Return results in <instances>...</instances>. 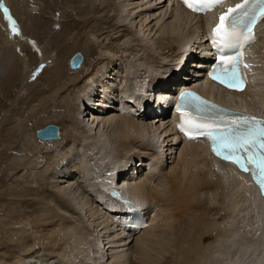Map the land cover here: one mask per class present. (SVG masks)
Segmentation results:
<instances>
[{"label": "bare ground", "instance_id": "1", "mask_svg": "<svg viewBox=\"0 0 264 264\" xmlns=\"http://www.w3.org/2000/svg\"><path fill=\"white\" fill-rule=\"evenodd\" d=\"M166 2V0H82V4L78 3L79 5L81 4L78 10V18H70L69 16L67 18L68 20L65 21V27L76 28L78 25L82 24L85 25L86 28V24L93 22V25H95L94 23L99 19L101 20L98 22H101L103 19L106 21V17L111 18L108 17L111 12H107L108 10L105 11L106 8L104 7H113L111 23L106 21V24L113 27L114 31L119 34L117 37L118 40L114 38L116 40V42H113L114 48L115 50H119L122 55L128 54L127 56L125 55L126 59L118 58L110 61L106 59L100 68L97 67L98 69H95L87 75V81L93 80L94 83L90 88L88 96L86 98L82 97V100L77 99V97L70 98L73 91L70 90L71 92H67L61 87L62 79L60 80V77L66 74L65 64L68 66L69 59L71 58L69 57V53L73 52L75 49L72 50V48L66 46L62 47L63 49L60 47L67 53L66 57H63V59H67V62H65V66H61L60 64L65 60L61 63H58L57 60L54 61L51 65L52 67H49L50 69L47 71L49 77L51 76V83L45 85V88H41L46 91L48 88L53 89L52 85H54V98H60V101L70 98L71 105L68 107L65 119L67 121V127L72 130H70V136L74 138L72 139L71 137L70 139L73 140V143L70 139H66L68 129L60 133L59 128L58 140L55 139L46 142L39 141L35 137V131L49 123L45 121L41 125L36 123L31 126V135L28 139L30 137L33 139H31L29 146H25L28 143L26 142V135L24 136L23 134L26 130L24 129L25 126L23 127L20 124V129L16 128L13 132H9L12 133L13 136L15 135L14 137H17V139L13 138V136L9 134V138L14 139V142L15 140L17 142L20 140L23 141L21 144L17 143L19 147H22L18 149L19 151L28 148L26 150L34 149L38 151V153H40V151L44 153L41 159L34 157V154L30 157L21 155V158H15L17 163H14V165L12 164V169L20 168L19 172L14 171L15 175L20 174L22 170L24 172V174L19 175L18 178L13 177L16 183L18 182L17 184L20 182L21 185H24L21 186L22 188L18 191L28 190L27 188L29 187L25 185H27L26 181L31 177L32 181H36L37 177H39L38 183L36 184L38 187H43H35L34 190L37 191L36 195L30 198L35 201L36 206L43 212V216L33 221L31 228L36 232H41V228L46 224L47 227H54V232H60L57 230L58 226L54 225L55 222L52 224V220L56 218L58 214L54 213L51 206L46 203L48 200L55 201L59 209L69 211L74 216L78 217L84 209L87 213L90 212L89 215L91 217L98 212L106 222L108 220L112 222L118 235L123 236L125 239L136 238L135 240L132 239V247L133 252L135 251L134 254L136 255V259L133 262L129 260V258L125 259L122 256V250L124 248L122 246L124 244L121 240L115 238L108 240L107 236L104 238L101 237L103 239L102 242H105L103 248H106V252L111 250L109 245L115 246L113 249H118L111 251V255L107 256L108 259L104 261L103 255L101 256L92 249L89 250V254L81 255L80 250L76 252L75 248L77 247L80 248L81 251H84L82 246H68V240H61L62 242L58 246L53 245L55 240L49 237V244L45 246L51 248L46 255L56 256L59 259L57 260L55 258L54 260H57L56 262L48 259L40 263L32 260L28 262L29 259L26 262L27 264H117V262L121 260H126L127 264H264V207L246 175L240 173L232 165L221 162L210 156L198 141L194 143H181L175 140L172 132V125L175 123V118L171 117L166 109H164L166 111L164 118L154 115L158 112H164V106L159 105L157 98L165 101L166 98L169 97L167 94H172L176 87H198L201 88V92L206 97L216 99L223 104H234L239 102V99L245 108L254 111L263 110L264 24L260 29L259 43L252 49L258 57V67L256 69L254 68L253 71L256 76L259 77V86L255 88L253 92L246 91L242 94L220 93L214 91L209 83L203 85L202 78H188V70L192 67L193 74L200 72L197 70V68L201 67L200 64L196 63V65H191L192 62L197 60L195 57V50L192 49H195V40L200 37L207 22L210 20V16L194 17L179 8L173 0H170V2H173L171 4H169L170 2L166 4ZM9 3V5L7 3L5 5L4 0H0V33L4 30L7 35L4 43L16 47L19 44L18 40L21 38L25 23L22 22V20L19 22L20 25L17 23V15L19 13L16 14V12L19 9L15 5V0L9 1ZM101 3L104 5L101 6ZM5 8L8 10V18L5 17L3 10ZM111 9L112 8H109V10ZM145 10V14L141 13ZM103 12L105 13L104 15L97 16V14ZM11 16L15 18V21L13 20L16 22L14 27L18 31V34L13 33V21H11V24L9 22ZM27 18L29 19V17ZM95 26L98 29L100 28L99 23ZM132 27L133 30L129 29ZM88 29L89 28L84 32V34H86L85 39H83L80 44L77 42V45L79 46V50L82 49V51H87L88 56H90V47L92 46L96 51L98 47L95 46L94 43L87 44L88 41L93 42L91 39H86L88 38L87 35H89L90 38L93 37V32L90 33L89 31V34H87ZM40 30L41 29H39V31ZM12 34L14 35L13 38L11 37ZM67 40H70V37H68ZM95 40L94 42L98 41ZM191 41H194V43L189 48L187 45L189 42L191 43ZM113 43H111V45H113ZM1 47L3 48V46ZM114 48L112 49L114 50ZM105 49H107L108 52L110 48L108 46L104 47V44L99 46L98 51L102 58L105 56ZM113 50L112 52H114ZM4 51H6V49ZM140 52L143 54L142 58L138 56ZM171 52L172 54H170ZM0 53V55L3 54V52ZM85 58H83L81 66L76 70H72L68 66L69 72L73 76H76L79 71L88 67L89 62L87 58ZM166 59L174 60L173 66L170 67ZM30 60L33 62L35 59ZM48 60L50 61L51 58ZM118 60L124 63L128 62L124 73L117 74L115 72L117 68L120 69L117 65ZM182 60L183 65L180 67L179 63ZM20 65L25 69L30 66L25 59L20 62ZM97 65L98 64H96V66ZM145 65H148L149 69H153L154 71L147 70ZM113 72L117 74L115 78L113 77ZM151 72L154 75L150 77ZM158 72H160L162 76H157L156 73ZM26 73L23 74L22 78L25 77L24 75ZM10 78L13 77L10 76ZM58 78L59 83H56ZM12 81L15 82L14 80ZM118 81L122 82V85H118V87H120L117 91H119V94L123 95V97L121 96V98H119V105L116 103L114 104V102L110 104L112 100L110 94ZM66 85H68V83ZM164 85L167 87L164 88ZM94 87H96V89H93ZM42 93L43 92H39L36 97L40 98ZM95 96L97 97L95 98ZM32 97L34 98V96ZM32 97L30 98L32 99ZM80 100L82 104L78 106L79 109H74L78 101L79 104L81 103ZM104 102L109 104L102 108V105H104L102 103ZM130 102L142 104V108L149 110L148 112L141 113L137 111L139 105L132 108ZM59 103L61 104V102ZM60 107L62 106L60 105ZM52 109L53 108H51V110ZM84 109H86L85 112H83ZM109 110L111 111L109 112ZM75 111L79 119L75 116ZM118 112L122 115H116ZM15 117H12L13 121L16 120L17 117ZM19 120L17 122H20ZM17 122H15V125L18 124ZM158 123L159 125L157 126L156 124ZM162 125L166 126L163 127ZM161 126L164 130L166 128L164 134L168 132V135H165L164 139H166L169 145L164 144L165 147L168 146L167 150H164L167 152L171 151L178 145L185 147V150L180 148L179 152L182 154L178 155L176 158L177 160H175L176 163L174 164L173 161V165L171 164L169 170L165 173L161 172L160 166L152 162L153 158L155 159V157H158V162L163 163V159L160 157V154L162 155L161 150L152 152L153 156H149V153H144L145 150L153 151L149 146H154L152 145V141H156L155 133L161 134L162 130H159ZM75 129L80 132V136L73 134ZM26 132L28 131L26 130ZM75 138H77V142L74 140ZM34 139L36 144L34 143ZM108 139H110V142H115V144H109ZM156 145L154 147H156ZM88 146L96 149L97 152L95 151V155L87 152ZM160 147H162V145ZM133 148H137L136 150L139 149L141 152L136 155L131 154V149ZM116 151L120 153L118 154ZM172 154L171 152L169 153L170 157ZM174 155L173 157H175ZM39 163H44L45 165L50 164L51 167H44V164L39 166ZM149 164L150 166L146 167V165ZM53 165L54 167L63 165L61 169H65V172L62 170L59 171V169L54 168ZM43 167L46 168L49 174L46 175V171H42ZM143 167L146 169L142 171L141 168ZM38 168L39 172L36 173ZM189 168L194 171L189 170ZM60 172L63 176L59 175ZM132 172L133 175L129 174ZM34 173L35 175H33ZM55 174L56 176L59 175L60 178L70 177L72 181L68 182L69 184L65 186L63 182L61 183V179L59 181L56 180V176H53ZM144 174H146V176ZM161 179L163 180L159 183ZM123 180L129 181V187H123ZM58 182L63 185H56L55 183L58 184ZM16 183H14V185ZM11 185H9V190H4L6 194H15L18 192L13 189V187L11 188ZM80 188L83 190V193ZM113 188L118 189L125 198L130 199L134 204L143 208V212L148 220L147 226L133 236L127 234L122 226V222L125 219V215L121 213L123 212V205L108 196V191ZM202 192L207 195H212L207 196V198H205L206 200H204L200 195ZM76 193H78V195H76ZM83 194L90 198V200H95L100 209H97ZM215 197L218 199L217 203L220 207L218 206L216 208L215 206H210V203L215 200ZM146 199L155 201L159 210L163 211L162 214L156 215L154 212L150 214V208L146 204ZM33 209L35 210L37 208L34 207ZM34 213L36 212H33V214ZM220 213H225L226 215L221 221L217 218ZM189 215L190 217H188ZM64 218V216H61L59 220H65ZM233 220L235 221L233 222ZM173 227H176L175 230ZM208 232H212L209 233V235H212V238L209 241L203 240ZM49 235L50 234L47 236ZM91 235H93V233H91ZM28 239L31 243L34 242L33 245L36 244L35 242L40 241L34 236L28 237ZM41 242L44 245L43 241ZM17 244L19 245V243ZM167 244H173L174 250L171 251L167 249ZM5 254H7V252L4 253L3 251L0 253V261L5 258ZM157 255H162L163 259L160 260ZM167 256H169V258ZM11 261L13 262L14 258ZM12 264H16V262Z\"/></svg>", "mask_w": 264, "mask_h": 264}, {"label": "rangeland", "instance_id": "2", "mask_svg": "<svg viewBox=\"0 0 264 264\" xmlns=\"http://www.w3.org/2000/svg\"><path fill=\"white\" fill-rule=\"evenodd\" d=\"M9 1L11 2L13 0H4L5 5H6V3L9 5L10 4ZM86 1H89V0H86ZM12 3H14V2H12ZM78 3L82 4V0H77V1L76 0H15V5L19 9L16 12V14L19 13L17 15V23L19 24V22L21 20H22V22L25 23L24 29L22 30L23 32L21 31L22 32L21 38L18 40L19 44L16 47L15 46L13 47V45H7L6 43H4L6 41V38H7L6 37L7 36L6 32H4V30H3L0 33L1 34L0 36H3L5 38L4 39L3 37H0V52H3V54L0 55V105L4 104L3 106L2 105L0 106V197L2 198V199L0 198V253H2L3 251H4V253L7 252V254L4 255L5 258H3L0 261V264H12V263H15V262H16V264H27L26 262L29 259L30 260L28 262H30L32 260V261L40 263V262H43V261L48 260V259L49 260H53V261L56 262L59 259L58 257L52 256V255H46V254H48L49 249L51 248V247L48 248L47 246H45L46 244L47 245L49 244V239H48L49 237H52L55 240L53 242V245H57L58 246V245L61 244V242L63 240H68L69 241L68 246H71V245H80V246H82V249L84 251H81L80 248H77V247L75 248L76 252H77V250H80L81 255L89 254V250L92 249L94 252L100 254L101 256L103 255V260L104 261L106 259H108L107 256L111 255V251H115V250H118V249H113L115 246L109 245L111 250H108L106 252L105 251L106 248L105 247L103 248V244L105 242H102L103 239L101 237L104 238L105 236H107L108 240L115 238L117 240H121L123 242V244H124L122 246V247H124L123 250H122L123 251L122 256L125 259L129 258V260H131L132 262L136 259V255L134 254L135 251L133 252V247H132L133 240H135L136 238L135 237L132 238L133 240L132 239H125L123 236L118 235L117 231L114 229V226H113L112 222H110L109 220L106 222L98 212H96L91 217L89 215L90 212L87 213V211L84 209V211H82L81 215L78 217V216H74L69 211H64L62 209H59V206L56 204L55 201L48 200L46 203L51 206V208L53 209L54 213L58 214L56 216V218H54L52 220L53 221L52 224L55 222L54 225L58 226L57 230H59L60 232H58V233L54 232L53 231L54 227H47L46 224H45L46 226L43 225V227L41 228V232H36L34 229L31 228V226H32L34 220L39 219L41 216H43V212H41V209L38 206H36L35 201L31 200L30 198L35 197V195H36L37 191L34 190L35 187L43 188L42 186L38 187L37 184H36V183H38L37 181L39 180V177H37L36 181L35 180L32 181V179H31L32 177L28 181H26L27 185H25V186L29 187V188L26 187L28 189L26 191H23V190L22 191H18L19 189L22 188L21 186H24V185L23 184L21 185L20 182H19V184H17L18 182L16 183V181L13 178V177L18 178L19 175H23L24 174V172L22 170V172L20 174L15 175V172H19L20 171V168L19 169H15V168L12 169L13 168L12 166L14 165V163H17L15 158H21V155H24V156L26 155L27 157H30L32 154H34V157L41 159V157L43 158L44 153L41 152V151H40V153H38V151H36L34 149L26 150L28 148L23 149L24 151L23 150L19 151L18 149H21L22 147L21 146L19 147L18 144H21V142H23V141L20 140V141L17 142L15 140V142H16L15 143L14 139L9 138L10 137L9 134L12 135V133H9V132H13L16 128L20 129V124L23 127L25 126L24 129H26L28 131V132H26V130L24 131L26 134L23 132L24 136L26 135L25 136L26 140H27L26 142H28L25 146H29L31 139H33L31 137L28 139V137L31 135L30 134L31 133V131H30L31 126H33L36 123L41 125L45 121L46 123L49 122L48 124H52V125L57 126L59 128V130H60V133L64 132L65 130L68 129V133H67V138L66 139H70L72 137V136H70L72 130H71V128L69 129L67 127V121L65 119L68 107H69V105H71V102H70L69 99L73 98V97H77V99H81L82 97L86 98L88 96L90 88L92 87V85L94 83H93V80L89 81V82L87 81L88 80L87 75H88V73L93 72L95 69L100 68L104 64L106 59H108L109 61L113 60V59H118V58L125 60L126 59L125 57L128 55V54L127 55L125 54L126 56L124 54L122 55V53L119 52V50H115V48H114V43L113 42H116V40H118L117 37H118L119 34H117L114 31L113 27H111L108 24H106V21L108 23L109 22L111 23V20H112V17H113V15H111V14H113V7H111V6L104 7V8H106V10L104 9L105 11L108 10L107 12H111V13H109V16H108V17H111V18H107L106 17L105 18L106 21L103 19L104 22H103V20L101 22H98V21L101 20V19H99L98 21H96V23H94L95 25L97 23H99V25H100L99 29L96 28L95 25H93V22L86 24V28H85V25H82V24L78 25L76 28H66L65 27V23H66L65 21L68 20L67 18L69 16H70V18H78V16H79L78 15V10H79V6H81V4L79 5ZM102 5H104V4L101 3V6ZM99 8H100V6H99ZM109 8H112V9L109 10ZM145 12H146V10L141 12V13L145 14ZM104 14L105 13L103 12V13L97 14V16H102ZM27 17H29V19ZM10 19H11V21H13L15 18L13 16H11ZM14 21L12 23L13 27L16 25V22H14ZM26 25H27L28 30L26 28ZM110 27H111V29H110ZM87 28H89L88 31H87V34H89V31H90V33L93 32V37L91 36L92 38H90L89 35H87L88 38H86V39H89V40L91 39V41H93V42L88 41L87 44H93L94 43L95 46L98 47V49L96 51L90 45L91 46L90 47L91 48V54L89 53L90 56H88V52L87 51H82V49L79 50V46L77 45V42H79V44H80L83 41V39H85V35L86 34H84V32H85V30ZM39 29H41V30L39 31ZM129 29L133 30V27L129 28ZM60 32H61V34H60ZM79 35H81V36H79ZM11 37L13 38L14 35L12 34ZM68 37H70V40H67ZM79 37H80V39H79ZM22 38H24V39H22ZM21 40L24 41V42H22ZM59 40H61V41H59ZM94 40L95 41L98 40V41L94 42ZM22 43L23 44L25 43V44L23 45ZM111 43H113V45H111ZM193 43H194V41L191 42V44H193ZM1 44H3V45H1ZM101 44H104V47L108 46L110 48L109 49L110 51L108 50V52H107V49H105L106 52H105L104 58H102L99 55V51H98L99 50V46H101ZM58 45H60V46H58ZM1 46H3V48ZM65 46L68 47V48H72V50L75 49L73 52L69 53V57H71L76 52H80L82 54V56L85 53L83 58L86 57L87 61L89 62L88 67H86L82 71H79L76 76H73L69 72L70 70L68 69L67 64H65V62H67V59L66 60L63 59V57H66V54H67V53H65L66 51L62 50L63 49L62 47H65ZM11 47H13L14 49L16 48V49L14 50ZM187 47L190 48L191 45L189 44ZM4 48L6 49V51H4L5 50ZM112 48H114V50ZM112 50L115 53L112 52ZM192 50H194V49H192ZM116 51L118 52V54H117ZM115 54H117V55H115ZM170 54H172V52ZM111 56H113V57H111ZM138 56H139V58H142L143 54L140 52L138 54ZM47 58L48 59L51 58V60L49 61ZM24 59L28 62V64L31 67L29 66V68L25 69L22 65H20V62L22 60H24ZM30 59H35V60L32 62ZM56 60L58 61V63L59 62L61 63V62H63L65 60L60 65L61 66H65L66 65V67H65L66 74L63 75V77H60V80L62 79L61 80V87H63L65 89V91H67V92L73 91L71 93L72 96L69 99H65V100L63 99V101H60V98H57V97L54 98V96H53L54 92H55V90H54L55 86L54 85H52L53 89H49L48 88V90H46V91H45V89L41 88V87L45 88V85H48V84L51 83V76L49 77V75L47 74V71H48V69H50L52 67L51 65ZM166 60L169 62L168 65H170V67L173 66L174 60H171V59L170 60L166 59ZM95 63L98 64V65L96 66ZM117 63H118L117 65H118V67L120 69L117 68L115 72L117 74H120L122 72L124 73L126 65H127L128 62L127 63L125 62L126 63L125 64L124 62H120L118 60ZM17 64H18V66H17ZM141 64H143V63H141ZM195 64H196V61L191 63V65H195ZM179 65H180V67L183 65V60L179 63ZM145 67L149 71L153 70V69L150 70L148 65L147 66L145 65ZM176 67H174V68H176ZM188 71L189 72L193 71V67L191 69H189ZM19 72H20V74H19ZM24 73H26L27 75L25 74L24 75L25 77L22 78ZM113 74H114V72H113ZM117 74H114L113 77L115 78ZM156 74H157V76L158 75L162 76V74L160 72H158ZM152 75H154V74L151 72L150 73V77ZM10 76L13 77V78H10ZM17 77H18V79H17ZM12 80H14L16 83L13 82ZM22 80H23V82H22ZM27 80H29V81H27ZM75 81H77V82H75ZM87 82H88V85H87ZM56 83H59V78H58V81ZM67 83H68V85H66ZM71 85H73V86H71ZM118 85H122V82L118 81V83L114 87V90H112V93L110 94V96L112 98L110 104H112V102H114V104L116 103L117 105H119V101H120L119 98H121V96L123 97V95H120L119 91H117V89L120 87V86L118 87ZM70 87H71V89H70ZM93 89H96V87H94ZM21 90H23V91H21ZM4 91H7V92H4ZM36 92H37V94H36ZM39 92L40 93L43 92L42 96H41L42 99H41V97L40 98L36 97L39 94ZM5 96H6V98H5ZM32 96H34L35 99ZM58 96H59V94H58ZM30 97H32V99ZM46 97H49V98H46ZM96 97L97 96H95V98ZM81 100H80V102H81L80 104H79V101L77 102V104H75L76 108H74V109H77V110L79 109L78 106H80L82 104ZM57 101L61 102V104L59 102H57ZM59 104L62 107H60ZM102 104H104V105H102V108H103L105 105H107L109 103L104 102ZM66 105H67V107H66ZM29 107H31V108H29ZM50 107L53 108V109L51 110ZM54 107H56V108H54ZM18 109H19V111H18ZM85 110L86 109H84L83 112H85ZM81 111H79V112H81ZM110 111L111 110H109V112ZM76 113L77 112L75 111V116H76ZM119 114H121V113L118 112L116 115H119ZM12 117L13 118L15 117L16 120L13 121ZM77 118L79 119V116ZM89 119H90V117H89ZM18 120L20 122H17ZM15 122H17L18 124L15 125ZM48 124H46V125H48ZM46 125H43V127L46 126ZM156 125L158 126L159 123L156 124ZM162 126L159 129L160 131L162 130L161 134L160 133L159 134L155 133L156 141L153 140L152 141L153 144L151 142V144L154 145V146L156 144L157 145L159 144L158 147H157V145H156V147L149 146V147L152 148L153 151L145 150L144 153H149V156L150 155L153 156L152 152H154L156 150H161L162 155L160 154V157H161V159H163L162 160L163 163L162 162L161 163L158 162V159H159L158 157L157 158L155 157V159L153 158L152 162H154L155 165L160 166L161 167V172L165 173L166 171L169 170V167L171 166L173 161H174V164L176 163L175 160H177L176 158L178 157V155L182 154L181 152H179L180 148L185 150V147H183L181 145H178L176 147L174 146L175 149L167 152L166 150H167L168 146L165 147L164 144H167V145H169V144L166 141V139H164V136L168 135V132H167V134H164V131L166 132V128L164 130L163 127L166 126V125H164L163 127ZM73 134L76 135V136H80L81 135L80 132L77 129H75V131H73ZM14 136H13V138L17 139V137H14ZM73 138L74 137H72V139ZM72 139H70V140L73 143ZM76 139L77 138H75L74 140L77 142ZM109 140L110 139H108L109 144H112V145L115 144V142H110ZM111 141H112V139H111ZM34 143L36 144L35 139H34ZM86 144H87V142H86ZM161 145H162V147H160ZM68 146H70V145H68ZM87 148H88L87 152L89 154H92V155L96 154L97 151H96L95 148H93L91 146L90 147L88 146ZM136 149L137 148L131 149V152H132L131 154L136 155V154L141 152L139 149L138 150H136ZM164 149H166V150H164ZM170 152H171V154L173 153L171 155V157L169 155ZM116 153L119 154L120 152L116 151ZM163 153H164V155H163ZM173 155L175 157H173ZM168 156L170 157V159H169ZM39 159H37V160H39ZM165 161H166V163H165ZM157 163H159V164H157ZM43 164L44 163H41L39 166H41ZM49 166L51 167L50 164L49 165H45L44 167H49ZM62 166L63 165H61L60 167H57V166L54 167V165H53V167L54 168H58L59 171L62 170V171L65 172V169H61ZM149 166H150V164L146 165V167H149ZM44 167L42 168V171L43 172L46 171V173H45L46 175L49 174L47 172L46 168H44ZM145 169H146L145 167L141 168L142 171L145 170ZM189 170L194 171L191 168H189ZM38 172H39V168L37 169L36 173H38ZM129 174L133 175V172L129 173ZM146 174H144V175L146 176ZM33 175H35V173ZM59 175L63 176V174L61 172H60ZM59 175L56 176V174H55L53 176H56V178H57L56 180L57 181H59L61 179L62 180L61 183L63 182V184H65V186H67L69 184L68 182L72 181V179L70 177H63V178L61 177L60 178ZM100 179H101V177H100ZM162 180L163 179H161L159 183H161ZM213 180H215V179H213ZM128 182H129L128 180H123V182H122L123 184L122 185H123L124 188L129 187L128 186ZM14 183H16V184L14 185ZM55 184L58 185V186L63 185V184H60L59 182H58V184L57 183H55ZM9 185H11V188L13 187V189L17 190L18 192H16L15 194H11V193L10 194H6L4 192V190L5 189L9 190V188H10ZM72 187L74 188L73 185H72ZM51 188H53V187H51ZM81 191L83 193L82 189H81ZM73 192H74V190H73ZM76 195H78V193H76ZM200 195H201L202 199L206 200L205 198H207V196L212 195V194H208L207 195V194H204V192H202ZM84 197L86 199H88L89 201H91V203L93 205H95V207L97 209H100L98 207V205L96 204L95 200H90V198H88L85 195H84ZM83 200H85V199H83ZM217 200L218 199L215 197V200H213L210 203V206H212V207L215 206L217 208L219 206L218 203H217ZM25 201H28V202H25ZM146 204L150 208L149 209L150 210V214H151V212H154V214H156V215H159V214L161 215L162 214L163 211L159 210L157 204L155 203V201H152V199L151 200L146 199ZM34 207L37 208V209L34 210L33 209ZM90 208H93V207H90ZM37 210H39V211H37ZM33 212H36V213L33 214ZM101 213H102V210H101ZM61 216H64L65 220H59L61 218ZM225 216H226L225 213H220L217 216V218H219V221H221L222 218H225ZM44 217H45V215H44ZM188 217H190V215ZM234 221L235 220H233V222ZM68 222L71 223V224H69ZM44 227H46V228H44ZM59 227H61V228H59ZM173 228L175 230L176 227H173ZM91 233H93V235H91ZM209 233H212V232H208L205 235V237L203 238V240H206V241L208 240L209 241L212 238V235H209ZM48 234H50V235L47 236ZM32 236H34L35 238L39 239L40 241H38V242H40V243L35 242L36 244L33 245L34 242L31 243V241L28 239V237H32ZM41 241H43L44 245L42 244ZM23 242H25V243H23ZM17 243H19V245ZM15 244H17V245H15ZM65 245H66V243H65ZM166 246L169 247V248L167 247V249H170L171 251L174 250L173 244H171V245L167 244ZM72 250L73 249L71 248V251ZM150 252H152V251H150ZM8 255H10V256H8ZM49 256H51V257H49ZM157 256H159L158 258H160V260L163 259L162 255H157ZM167 257L169 258V256H167ZM13 258H14L15 262L11 261V260H13ZM55 258L57 260H54ZM117 264H127V261L126 260H121L120 262H117Z\"/></svg>", "mask_w": 264, "mask_h": 264}, {"label": "snow or ice", "instance_id": "3", "mask_svg": "<svg viewBox=\"0 0 264 264\" xmlns=\"http://www.w3.org/2000/svg\"><path fill=\"white\" fill-rule=\"evenodd\" d=\"M225 0H182L191 11L205 13L211 11ZM8 18V10L3 9ZM258 18H264V0H243V3L229 8L221 15L220 23L212 29V43L215 47L233 48L242 41L232 55L222 54L217 61L218 67L210 78L236 91L246 81L240 72L242 52L239 50L254 40L252 28ZM11 24V20L9 18ZM13 33L18 31L13 27ZM228 64L224 68L220 65ZM247 67V66H245ZM182 109L194 114L185 118ZM181 112V123L177 125L190 139L203 135L210 142L212 152L222 160L233 163L241 171H250L253 179L264 194V121L252 117H231L218 113L215 106L208 105L193 93H182L181 103L177 105ZM185 125H188L186 127ZM192 135H189V133Z\"/></svg>", "mask_w": 264, "mask_h": 264}, {"label": "water", "instance_id": "4", "mask_svg": "<svg viewBox=\"0 0 264 264\" xmlns=\"http://www.w3.org/2000/svg\"><path fill=\"white\" fill-rule=\"evenodd\" d=\"M83 56L76 52L71 56L68 62V66L72 70H76L81 66ZM58 127L55 125H46L45 127L35 131V137L40 141H51L58 138Z\"/></svg>", "mask_w": 264, "mask_h": 264}]
</instances>
